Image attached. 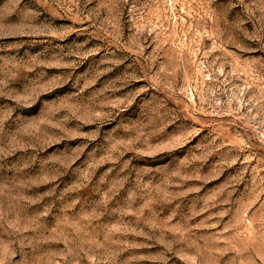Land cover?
<instances>
[{
    "label": "rangeland",
    "instance_id": "rangeland-1",
    "mask_svg": "<svg viewBox=\"0 0 264 264\" xmlns=\"http://www.w3.org/2000/svg\"><path fill=\"white\" fill-rule=\"evenodd\" d=\"M0 264H264V0H0Z\"/></svg>",
    "mask_w": 264,
    "mask_h": 264
}]
</instances>
